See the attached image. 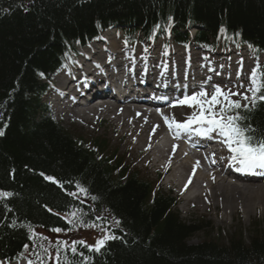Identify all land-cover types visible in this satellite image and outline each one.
Here are the masks:
<instances>
[{"label": "trees", "instance_id": "trees-1", "mask_svg": "<svg viewBox=\"0 0 264 264\" xmlns=\"http://www.w3.org/2000/svg\"><path fill=\"white\" fill-rule=\"evenodd\" d=\"M168 23L178 41L199 23L197 42L222 36L223 44L250 41L264 49V0H0V192L12 193L0 198L4 263L35 259L37 234L54 242L94 229L116 239L99 252L79 244L75 255L66 250L71 264H264V225L223 236L208 231L204 218H182L171 189L119 157L106 138L67 130L42 103L50 73L99 27L126 24L146 38L163 34ZM243 114L255 136L264 135V101ZM76 209L89 226L73 228L64 218ZM200 232L203 238L190 243Z\"/></svg>", "mask_w": 264, "mask_h": 264}, {"label": "snow or ice", "instance_id": "snow-or-ice-1", "mask_svg": "<svg viewBox=\"0 0 264 264\" xmlns=\"http://www.w3.org/2000/svg\"><path fill=\"white\" fill-rule=\"evenodd\" d=\"M234 87L239 90L234 91L230 88L226 89L214 85L210 93L206 88L201 87L199 91H193L190 95L185 94L182 99L176 101V104L180 106L193 109L192 114L184 121H177L175 117L170 119L168 116L161 115L170 130L175 128L177 135L181 131L190 132L195 130L198 135L204 137H211L213 134L221 137L222 144L227 147L230 153V162L233 165H238V171L264 169V135L255 136L254 133L257 129L253 128L251 123H244L249 118L243 114L255 109L259 101H264V95L260 94L264 92V67L257 64L248 76L247 85L239 83ZM233 97H236V99H233ZM212 162L215 163V160ZM45 178L57 182L53 177ZM188 183H191V177H189ZM77 187L81 193L88 194L87 189L79 185ZM11 195L12 193L0 192V198ZM69 195L75 196L76 193H69ZM92 199L95 200L96 197H92ZM81 215V210L76 209L67 213L64 218L74 228L77 223L83 225V221L80 220ZM116 223L119 224V221H116ZM90 226L97 227L96 224ZM67 230L71 231L72 228ZM50 231L60 233L65 229L52 228ZM36 238L40 241V251L34 253L35 259L28 260V264H37V262L45 264L46 260H52L54 264H71L62 255L66 250L75 255L77 254L76 245L79 244L87 247L89 251L99 252L107 240L116 239L114 236L105 235L103 238L98 239L94 245H88L85 241L80 240L72 241L71 244L68 241L61 240L53 242L49 237L40 234H37ZM27 247L26 245V250ZM50 249H54V252H51ZM80 255L83 254L80 253ZM84 260L87 261L88 258L85 257Z\"/></svg>", "mask_w": 264, "mask_h": 264}, {"label": "rangeland", "instance_id": "rangeland-1", "mask_svg": "<svg viewBox=\"0 0 264 264\" xmlns=\"http://www.w3.org/2000/svg\"><path fill=\"white\" fill-rule=\"evenodd\" d=\"M193 31L195 32V30ZM102 36L105 37V34L103 33ZM112 38L119 40L120 38H122L121 32L117 31L116 34L112 35ZM159 40H165V38L162 37L157 39V41ZM163 44L159 43L155 45L154 51L156 52L157 47L163 46ZM169 46L176 47V49L179 51V48L177 46L171 44H169ZM148 49L150 48L149 45L147 44V46L145 45L143 52L146 59L149 56H151L154 52L153 51L152 53H150L149 51H147ZM186 50L187 48H185V50L183 49L180 51H186ZM225 50L227 51L229 49H225ZM80 51L81 50L78 49L77 53H79ZM133 51H135V48H133L131 52ZM193 51L198 52V55L203 54V52H201L200 50H193ZM141 61L142 60H140L137 63L139 64V66ZM243 83L244 84L248 83V79L246 81H243ZM200 84H203V82H200ZM228 88H230V86L226 85V89ZM206 89H213V87H207ZM232 89L234 91L239 90L236 87L235 88L232 87ZM233 99H236V97H233ZM112 106L113 105H106V104L101 105L100 108L95 109L94 112L89 115L88 120L78 119L74 117L69 113V111L67 113V109L65 113L63 111V113L60 114H57L56 112L53 111V115L57 120H60L67 128H71L70 130L73 131L74 133H80V134H84V135L86 134L92 136L94 135L102 136L106 138L107 141H109L108 148H110L111 150L117 149L119 157L123 156L126 162H130L133 167L140 169L142 174L145 175L149 174L151 180L155 182L156 178L154 176V171L157 170V168H159L158 167L159 162L163 160H160L157 163L155 162L154 164L153 161L151 160L155 158V152H151L149 154L147 153V155L144 154V156L141 155L138 148L135 147V145L140 146L141 143L140 142L137 143L135 138L131 136L129 137V134L126 135L120 134V130L125 129V127H122L123 124L121 123V121L118 122L115 119L117 113L110 112L109 114H105L103 111H101V109L103 108H107V107L111 108ZM192 112H193L192 108L178 105L172 117H175V119H180L190 116ZM138 123L140 124V125L137 124L138 127L143 126V121H140ZM148 133L149 131H147V134ZM147 157H150L151 160H147L146 159ZM168 165L169 167H171V169L170 171L167 172L166 179L161 180L160 183L156 182V184L164 189L171 188L173 189L172 192L174 193V195L177 194L176 197L179 203L178 209L180 212V216L182 218L188 220L204 218L205 221L209 222L208 231H213L214 232L213 234L222 233L223 236H226V234L230 233L231 231L233 232L239 229H242L244 231V234H246V232H248V230L250 229L251 225L257 222H259L260 225H264V209L260 207L259 204H257L258 202L250 206L248 212L244 211V208L241 206V204L239 205L236 203L230 209L229 208L225 209V207H223L225 205L221 201L212 199L209 190L208 192H209L210 200L206 202L207 203L206 205L200 202V199H197L195 195L201 194L202 193L201 189L196 190V188L193 186L195 184L200 183V185L203 186V184H205V186L207 187L210 185H215V183L218 180V177H215L213 180H206L203 177L204 173H206L202 168L203 164L198 163L197 165L196 163L195 167H193L188 171L185 170L184 165L183 168L181 169L177 167H173V165L170 164L169 161H168ZM223 168H225V166H223ZM196 169L199 170V173ZM177 172L179 173V175L181 174V176L186 177L187 183L189 181V177H191V183H189L191 184L190 187H186L184 189H181V191H178L179 186L176 185L177 186L176 188L173 185L174 183L177 184L176 182V179L178 178ZM177 191L180 194L177 193ZM105 235H109V233L107 231L96 232L94 229H83V230L73 231L68 234H63V236H61V239L62 241H68L69 244L72 243V241L80 240V241H85L88 245H94L98 239L103 238ZM202 235L203 234L201 232L195 233L191 237L189 242L195 243L200 241L203 238Z\"/></svg>", "mask_w": 264, "mask_h": 264}, {"label": "bare ground", "instance_id": "bare-ground-1", "mask_svg": "<svg viewBox=\"0 0 264 264\" xmlns=\"http://www.w3.org/2000/svg\"><path fill=\"white\" fill-rule=\"evenodd\" d=\"M113 28L107 29L105 31V36L107 37L105 40L101 38L98 41L85 43L82 49L88 50L87 53H97L100 52L101 55L97 56L96 59H105L107 50H109L108 55H113L118 53L112 52L111 50H116L119 48L117 42L114 41L111 45L107 44V40L110 38L111 34L113 35ZM88 53V54H89ZM95 59V58H94ZM82 60H87L86 57H82ZM264 63V61H263ZM109 64V63H108ZM105 64V65H108ZM81 73H77L76 75H80ZM86 75V74H85ZM167 78H164L166 80ZM59 87L62 89L66 85V81L63 79H58ZM149 82V81H147ZM69 83V82H68ZM168 83H170L168 81ZM68 85V84H67ZM169 88V86L167 87ZM99 94H104V92H100ZM61 96H64L61 93ZM101 104L94 105V99L85 100L83 104L79 102L66 104L68 107L69 113L78 119H88L89 115L94 112L95 109L100 108ZM65 108V107H64ZM105 114H109L110 112H115L117 115L115 119L123 124L122 127L125 129L120 130V134L126 135L129 134V137L135 138V140L140 142V146H135L140 151L141 155H147V153L155 152V158L153 159V163H157L160 160L164 161V168L168 167V161L173 167L184 168L186 171L195 167L197 162L203 164V167L208 170L204 173L203 177L206 180H213L215 177H218L215 185L205 186V184L200 185V183L195 184L193 187L196 190L201 189V194H196V198L200 199L204 205H206L207 201L210 200V196L212 199H216L221 201L225 206V209H230L235 203L241 204L244 208L245 212H248L249 207L254 203H257L264 209V179L255 180L248 178H235L230 176L227 173V169L221 167L222 161L219 160L216 156L221 152L219 149H214L210 153L206 152L205 147H190L186 144L181 137L171 136L170 138L162 139V142L156 143L155 141L159 139L158 137V129L156 126V119L159 117V114L162 111H154L145 108L143 105H133L130 108L125 105H115L112 108L107 107L101 109ZM166 116V115H165ZM143 121V127H138V122ZM140 125V124H139ZM153 126V127H152ZM150 128V129H149ZM139 130V131H138ZM147 131H151L150 135L145 134ZM147 152V153H146ZM216 155V156H215ZM147 160H151L150 157L146 158ZM162 164H159L161 166ZM177 170V169H176ZM199 173V170L196 169ZM178 174V178L176 182L179 188L184 189L186 187H190L191 184L187 183L186 177ZM201 174V172H200ZM187 185V186H186ZM203 188V189H202ZM200 195V196H199ZM250 203V204H248ZM24 264V263H20Z\"/></svg>", "mask_w": 264, "mask_h": 264}]
</instances>
